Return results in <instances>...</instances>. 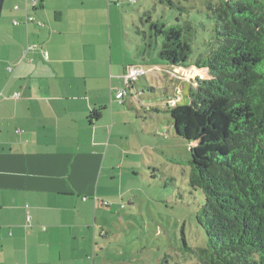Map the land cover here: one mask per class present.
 <instances>
[{
    "label": "crops",
    "instance_id": "crops-1",
    "mask_svg": "<svg viewBox=\"0 0 264 264\" xmlns=\"http://www.w3.org/2000/svg\"><path fill=\"white\" fill-rule=\"evenodd\" d=\"M116 2H2L0 264L97 260L92 254L106 234L98 219L110 196L105 185L130 154L123 129L135 123L131 104L118 96L121 75L133 65L123 52L113 56ZM28 15L44 25L26 22Z\"/></svg>",
    "mask_w": 264,
    "mask_h": 264
},
{
    "label": "trees",
    "instance_id": "trees-1",
    "mask_svg": "<svg viewBox=\"0 0 264 264\" xmlns=\"http://www.w3.org/2000/svg\"><path fill=\"white\" fill-rule=\"evenodd\" d=\"M207 8L211 33L190 64L197 29L153 22L151 11L144 13L149 31H136L138 55L154 46L167 70L208 71L169 108L175 133L194 140L187 184L202 194L196 218L207 244L198 257L203 264H264V0H214ZM100 116L94 109L89 120Z\"/></svg>",
    "mask_w": 264,
    "mask_h": 264
},
{
    "label": "rangeland",
    "instance_id": "rangeland-1",
    "mask_svg": "<svg viewBox=\"0 0 264 264\" xmlns=\"http://www.w3.org/2000/svg\"><path fill=\"white\" fill-rule=\"evenodd\" d=\"M172 1L173 7L166 0H117L112 4L114 59L123 52L132 65L145 64L149 70L124 98L132 107L122 105L131 110L135 122L123 129L131 149L120 159L126 161L122 168L115 167L114 178L108 176L105 185L110 196L104 201L107 205L102 202L98 219L106 234L98 237V252L92 254L95 264H203L197 251L207 246L206 237L196 218L202 194L191 193L187 184L194 140L175 133L169 108L184 99L197 79L209 78L208 71L193 65L167 70L153 45L151 49L145 46L147 54L138 55L143 42L136 31H149L147 11L153 22L195 27L190 64L196 56L194 47L211 33L213 20L207 5L214 0Z\"/></svg>",
    "mask_w": 264,
    "mask_h": 264
},
{
    "label": "built area",
    "instance_id": "built-area-1",
    "mask_svg": "<svg viewBox=\"0 0 264 264\" xmlns=\"http://www.w3.org/2000/svg\"><path fill=\"white\" fill-rule=\"evenodd\" d=\"M37 0H33V4L36 3ZM116 1V0H113ZM19 6L15 5L14 9H18ZM26 22H36L39 26H43L44 23L40 20H37L33 15H28L26 17ZM14 24H19L18 21H14ZM43 56L47 59L48 58V52L46 50H42ZM148 67L145 64H138L128 67L124 73L121 75V78L124 83V88L119 93V101L122 103L123 99L127 95V92L129 88L134 84V82L142 75L146 74L148 72ZM29 219V217H28ZM45 229V228H43Z\"/></svg>",
    "mask_w": 264,
    "mask_h": 264
},
{
    "label": "water",
    "instance_id": "water-1",
    "mask_svg": "<svg viewBox=\"0 0 264 264\" xmlns=\"http://www.w3.org/2000/svg\"><path fill=\"white\" fill-rule=\"evenodd\" d=\"M2 2H3V0H0V10H1V7H2Z\"/></svg>",
    "mask_w": 264,
    "mask_h": 264
}]
</instances>
